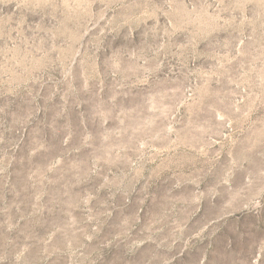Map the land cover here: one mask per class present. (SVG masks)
Wrapping results in <instances>:
<instances>
[{
    "label": "rangeland",
    "instance_id": "1",
    "mask_svg": "<svg viewBox=\"0 0 264 264\" xmlns=\"http://www.w3.org/2000/svg\"><path fill=\"white\" fill-rule=\"evenodd\" d=\"M0 264H264V0H0Z\"/></svg>",
    "mask_w": 264,
    "mask_h": 264
}]
</instances>
